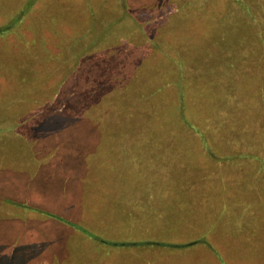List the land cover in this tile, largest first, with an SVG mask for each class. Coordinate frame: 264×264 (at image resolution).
Returning a JSON list of instances; mask_svg holds the SVG:
<instances>
[{
  "label": "rangeland",
  "instance_id": "obj_1",
  "mask_svg": "<svg viewBox=\"0 0 264 264\" xmlns=\"http://www.w3.org/2000/svg\"><path fill=\"white\" fill-rule=\"evenodd\" d=\"M0 29V264H264L255 109L225 94L261 80L205 78L264 0H0Z\"/></svg>",
  "mask_w": 264,
  "mask_h": 264
},
{
  "label": "trees",
  "instance_id": "obj_2",
  "mask_svg": "<svg viewBox=\"0 0 264 264\" xmlns=\"http://www.w3.org/2000/svg\"><path fill=\"white\" fill-rule=\"evenodd\" d=\"M247 12L250 14L251 17L254 16L250 10L247 9ZM244 14H246V13H244ZM249 27L250 26H248V25H244V28L242 27L240 29L237 28V30H233L234 32L238 31V37L237 38H239V40L241 42L245 40V37H243V36H246V31H249ZM253 28H254V26H253ZM1 32H4V29H0V33ZM216 32H215V34H217ZM255 32L257 34L256 36L263 33L258 38L259 45H257L254 49H251L250 51H247V48H246L242 52H240V50H235V49L230 51V48H229V52H227V51L223 52V54L220 55L221 58H216L212 61L213 64L212 63L211 64H212L213 68L210 67L209 73H206L205 78L213 79L215 77V75L217 76V74L220 70L219 68H221V65L219 63H223L224 64L223 65L224 70L222 73L223 77H225V76L229 77L231 74H239L240 76L243 77L244 80H246L245 81L246 83L247 82L252 83V85L254 87L258 83L257 81L261 80V85H262L261 94H260V92H258V94H259L258 96H256V94H252V96L249 97L245 92L240 93L236 89H229V88L225 89V94H226V96H228L227 97V107L232 108V107H241V106L243 107V106H250L251 105L255 109V110H253V112H250V110H252L250 108L246 109L247 111L244 112V116H246V117H242L246 120L239 123L236 126V127H238V129L233 131L234 132L233 136L238 135V137H240L241 139L244 138L243 140H245V142H246V140L249 141L250 137H248V134H247L248 129H245V128L246 127L254 128V132L259 134L257 136L258 141L254 140L252 143L250 142V145H252L253 147L260 145L258 153H261V152L264 153V75L260 76V74H255V77H254L252 73L242 72V70H244V69L239 65L240 62L241 63L244 61L246 62L247 60H249V61L254 60V62H256L257 65L260 63L258 66H262L261 63L264 62V32L260 33V31L257 29L255 30ZM216 46H218V45H216ZM179 76H180V78H179L180 81H183L184 79H186V78H183L184 74H182V73H180ZM185 82H186V80L184 82H178V85H179L178 91H180L182 89V86L184 85ZM181 92L182 91H180V93ZM181 94L183 96L182 100L183 99L184 100L182 101L183 103L180 106V116L181 117L180 116L179 117L182 120L184 127L187 128L186 130H188L192 134H196V135L199 134L198 135L199 138H201L202 140H205V138H208V136H207L208 132L198 130V128L193 123H191L192 121H191L190 113L188 110V106L186 105L190 101V96L186 93L185 94L181 93ZM233 95L236 96L237 101L232 102V99H235V98L231 97ZM218 97H219V95H218L217 91L216 92L211 91V100H214L213 107L216 105L215 102H217ZM183 106H185L186 109L183 108ZM219 111H221L220 108L217 109L214 107L212 109V114L214 115L215 112L218 113ZM225 112H226V109H223L222 113H225ZM195 116L196 115H193V118H195ZM252 120H254V121H252ZM226 129H227L226 127H223L221 129H216L215 132H217L219 130L216 134H222L223 132H228V131H226ZM230 132H232V129L230 130ZM207 148H208L207 149L208 153L210 155H212L214 158L216 156V154H215L216 151H214L210 147H207ZM246 155L252 156L254 158V155H252V154H246ZM263 156L264 155L259 156V157H261V159L258 158V160H257V162L260 163L262 167H264V161L262 159Z\"/></svg>",
  "mask_w": 264,
  "mask_h": 264
}]
</instances>
